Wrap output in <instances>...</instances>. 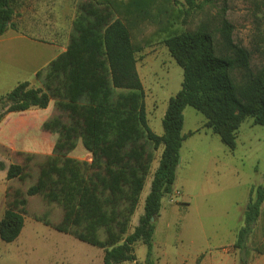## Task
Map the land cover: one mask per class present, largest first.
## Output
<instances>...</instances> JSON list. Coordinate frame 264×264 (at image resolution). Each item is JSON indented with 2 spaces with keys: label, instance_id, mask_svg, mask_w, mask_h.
Here are the masks:
<instances>
[{
  "label": "trees",
  "instance_id": "trees-1",
  "mask_svg": "<svg viewBox=\"0 0 264 264\" xmlns=\"http://www.w3.org/2000/svg\"><path fill=\"white\" fill-rule=\"evenodd\" d=\"M184 1L190 7L198 1L212 2ZM173 2L104 0L102 3L110 13L103 15L83 9L74 22L78 36L44 72L48 82L56 84L55 91L62 88L67 100L62 107L69 112L74 125L66 127L58 120L44 125L47 131L59 134L49 149L51 156L43 165L39 183L28 190L27 196L42 195L50 203L63 206L65 219L55 228L104 249V264H139L135 255L139 242L147 247L144 264H156L155 222L163 201L174 193L186 141V108L201 113L206 118L205 128L212 130L230 151L237 148L238 132L246 118L264 127V69L257 75L251 73L250 56L234 45L228 24L223 30L228 57L216 55L213 38L205 31L176 35L171 28L184 12L177 10ZM15 3L16 0H0V38L9 29H15ZM147 24L156 27V34H168L166 45L183 70L182 90L168 102L161 136L148 124L146 94L137 71L136 55L149 43L141 37ZM235 71L242 73L241 84H236L231 76ZM51 90L49 85L44 89L33 88L29 82L19 84L0 98V122L11 113L46 110L52 101ZM146 144L155 152H162L144 214L129 234L153 169L154 156L147 152ZM81 145L92 158L90 167L94 173L88 178L83 174L88 163L76 160V150ZM6 169L8 181L22 179L20 165L6 168L0 163V170ZM263 204L264 184L251 192L244 226L238 231L234 246L246 252L247 257L248 243ZM26 205V199L18 202V207ZM24 225L20 212L7 210L0 221V240L14 243ZM242 263L248 264L245 260Z\"/></svg>",
  "mask_w": 264,
  "mask_h": 264
},
{
  "label": "rangeland",
  "instance_id": "rangeland-1",
  "mask_svg": "<svg viewBox=\"0 0 264 264\" xmlns=\"http://www.w3.org/2000/svg\"><path fill=\"white\" fill-rule=\"evenodd\" d=\"M102 1L16 0L15 29H9L0 38V98L23 82H29L33 88L46 89L48 85L53 88L50 91L52 101L46 110L33 109L28 113L9 114L2 120L4 123L0 122V135H10L19 148L33 150V146L38 145L35 138L47 136L51 149L59 133L47 131L44 125L54 120L66 127L74 125L69 112L62 107L67 102L62 88L55 91L56 84L48 82L44 72L78 36L74 22L83 9L96 10L100 15L110 13ZM173 4L177 10L184 12L171 28L176 35L205 31L213 38L216 55L228 57L230 54L225 49L223 32L228 24L232 27L230 36L234 45L250 56L251 73L257 75L264 69V0H212L209 4L198 1L194 7L188 6L184 0H174ZM115 18L113 15L112 20ZM155 30L153 25H144L141 37L149 43L136 58L137 71L146 94L148 124L154 133L161 136L168 102L182 90L183 70L166 45L168 34H156ZM231 76L236 84L243 82L242 73L235 71ZM184 116L183 133H189L187 137L192 136L185 141L181 154L179 179L187 190L180 187L163 201L160 216L155 222L156 229L167 232L171 238L177 237L180 231L205 232L210 236L239 231L244 226V214L251 192L264 184V127L254 125L252 118H246L238 132L237 148L230 151L212 130L205 128L206 118L201 113L188 107ZM145 146L147 152L154 156L155 171L162 149L155 152L151 145ZM7 153L0 146V159L7 157ZM33 156L35 158L28 170L31 178L16 183L23 190L35 185L38 164L46 158L36 154ZM2 190L0 182V192ZM149 191L148 183L133 219L134 225L144 211L145 196ZM184 193L191 197L190 200H186V197L183 200ZM34 204L32 209L41 217V222L56 223L61 219L62 206L54 204L48 207L41 197H35ZM32 225L38 229L37 237L32 244H26L18 255L12 254L16 244H6L0 240V264H104L101 248L57 234L42 223L32 222ZM133 226H130V231ZM248 245L257 248L258 252H264V204ZM177 247L180 246L170 245V252H176ZM6 248H11V251L5 252ZM46 251L52 255L47 257L44 254ZM135 255L138 261H145L147 247L141 242L137 243Z\"/></svg>",
  "mask_w": 264,
  "mask_h": 264
},
{
  "label": "crops",
  "instance_id": "crops-1",
  "mask_svg": "<svg viewBox=\"0 0 264 264\" xmlns=\"http://www.w3.org/2000/svg\"><path fill=\"white\" fill-rule=\"evenodd\" d=\"M33 110V109H32ZM40 110V109H39ZM31 111V110H30ZM30 111L24 112L28 113ZM11 114H16V113H11ZM9 115V114H8ZM3 122V121H2ZM4 123V122H3ZM2 124L0 123V129H1ZM184 130V129H183ZM189 134V133H188ZM187 134V135H188ZM184 136H186V140L188 136L183 133ZM33 139V138H32ZM48 137L47 136H40L35 138V142L38 144L37 146H33L32 149H21L19 148V145L17 141L15 142L11 139L10 135H0V146L5 148V151L8 152L7 157H2L0 159V163H3L6 168H8L10 165H20L23 168V174H22V179H14L11 181H8L7 179V169L6 170H0V182L3 185V190L0 192L1 198H0V221L2 220L5 212L7 210H14L17 212H20L24 219H25V225L23 228V231L18 238L17 241H15L12 244H16V249H13V253L15 255H18L21 253V251L26 247V244H32V241L37 237L36 229L35 226L32 225V222L35 223H42L44 226L52 229L53 231L57 232V234H63L66 236H70L74 239L72 235L68 233H63L58 231L55 226L60 225L63 223V220L65 219V209L62 206L61 209V219L58 220L56 223H52L53 226L47 225L45 222L40 221V216L36 215L35 212L33 211L32 207L35 201V197H41L43 201L45 202L46 206L52 207L54 204L57 206L59 204L56 203H50L48 200L45 199L44 196L42 195H37L33 197H28L27 192L30 188L23 190L22 188H19L16 186L17 181L18 182H25L27 179L31 178L30 173H29V164L33 162V158H35L33 155H41L45 156V160L38 164L39 172L38 176L36 179L35 185L39 183L41 172L43 165L51 156V152H49V145H48ZM56 142V140H55ZM54 142V143H55ZM17 145V148H16ZM185 142L183 144L184 148ZM182 148V151H183ZM181 151V154L183 153ZM76 160L82 162V163H88L89 167L88 168H83V174L86 176V178L92 176L94 173V170L90 167L92 163V158L91 154L87 152L83 146L81 145L78 147L76 150ZM87 158V159H85ZM182 166V156L180 159V164L177 170V178L176 182L174 185V190H180L179 188L181 187L186 188L183 182H180L179 176H180V170ZM158 168V166H157ZM156 168V169H157ZM155 169V171H156ZM153 171V169H152ZM150 175L148 178L145 188L147 187V184H150V190H151V183L153 179V174L154 172ZM86 181V179H85ZM34 185V186H35ZM144 191L141 195V198L145 192ZM187 190V188L185 189ZM150 191L146 194L145 200L147 196L149 195ZM186 197V198H185ZM140 198V202H141ZM184 198L188 200L191 198L188 194H183V200ZM22 199H26L27 205L25 207H18V202ZM190 200V199H189ZM140 205V203H139ZM61 206V205H60ZM145 206V205H144ZM139 208V206H138ZM45 209V208H44ZM48 210V209H46ZM138 209L135 213L137 215ZM47 213V212H46ZM144 214L143 213L139 216L140 217ZM135 215L132 218L131 225L133 226V219L135 218ZM138 219V223H139ZM27 223L29 224V227L27 226ZM137 224H135L132 228V231L129 232L131 234L135 227H137ZM28 227V228H27ZM33 229H30L32 228ZM30 229V230H29ZM50 234V233H48ZM237 234L238 231L235 232H230V233H224V234H213L210 236L209 234L205 232H197V231H180L177 234V237H168L167 232L159 231L156 229L155 236H154V241H153V254H154V259L156 260V264H243L242 261L245 260L248 262V264H264V252H258L256 249L257 248H249L250 255L247 257L246 252H242L240 249H236L234 246L237 242ZM102 239H104V236H102ZM176 240V242H172V240ZM78 240V239H76ZM80 241V240H78ZM82 242V241H80ZM84 243V242H82ZM87 244V243H85ZM172 244H177L180 247H177L176 252H170L169 246ZM90 245V244H88ZM92 246V245H91ZM94 247V246H93ZM250 247V246H249ZM97 248V247H96ZM5 249V252L11 251V248ZM103 252V260H104V249H101ZM44 254L48 257L49 255H52V253H49L48 251L44 252ZM138 261V259H137ZM146 261V259H145ZM145 261L140 262L138 261L139 264H144ZM128 263V262H126ZM123 263V264H126ZM84 264H93V263H84ZM136 264V263H134Z\"/></svg>",
  "mask_w": 264,
  "mask_h": 264
},
{
  "label": "water",
  "instance_id": "water-1",
  "mask_svg": "<svg viewBox=\"0 0 264 264\" xmlns=\"http://www.w3.org/2000/svg\"><path fill=\"white\" fill-rule=\"evenodd\" d=\"M152 222H154V219H152Z\"/></svg>",
  "mask_w": 264,
  "mask_h": 264
}]
</instances>
